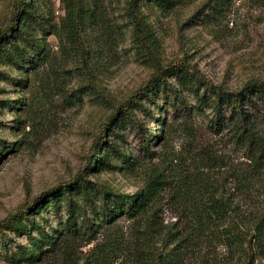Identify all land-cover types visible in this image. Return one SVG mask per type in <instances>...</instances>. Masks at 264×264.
Returning a JSON list of instances; mask_svg holds the SVG:
<instances>
[{"label": "rangeland", "instance_id": "rangeland-1", "mask_svg": "<svg viewBox=\"0 0 264 264\" xmlns=\"http://www.w3.org/2000/svg\"><path fill=\"white\" fill-rule=\"evenodd\" d=\"M13 4L0 0V30ZM21 21L25 34L0 49V264H264V174L237 190L230 174L248 162L206 128L215 97L205 86L171 78L192 119L160 91L135 107L142 129L123 115L107 130V154L99 143L112 111L158 66L183 62L228 90L264 78V0H27ZM141 131L161 135L149 151ZM79 171L90 183L72 200L31 208ZM157 172L148 210L122 213ZM220 196L231 206L211 210ZM237 210L249 216L242 233Z\"/></svg>", "mask_w": 264, "mask_h": 264}, {"label": "trees", "instance_id": "trees-1", "mask_svg": "<svg viewBox=\"0 0 264 264\" xmlns=\"http://www.w3.org/2000/svg\"><path fill=\"white\" fill-rule=\"evenodd\" d=\"M134 4L138 0H131ZM225 1V0H223ZM27 0H14L12 16L6 27L0 30V49L3 43L7 40H14L19 34H25L22 28L21 19L26 12ZM174 78L179 83H186L189 81L194 84L203 85L206 87V91H210L215 97V103L212 104L214 108L213 116L207 121L206 128L208 131L213 133L219 138L217 144L225 143L233 145L236 151L243 154L246 158L248 165L244 170H235L230 174L231 178L237 183V190L247 191L243 185H249L256 176L264 174V78L248 81L238 90H228L223 88L221 85L214 84L205 76L195 70L194 67L186 65L183 62L170 64L165 67L158 66L152 73L150 78L143 83L140 88L134 92L127 99L122 101L109 115L108 126H103L101 134L99 136V143L105 145V153L107 154L109 149V139L107 130L111 129L120 119L121 116H128L137 129H142L143 124L140 121L139 116L135 112V107L142 104L144 98L151 97L152 94H156L160 91L170 94L174 102H178L179 106L184 109V115L186 120L193 118V110L188 108L180 90L171 80ZM207 98L205 93L204 96L200 97L201 102H204V98ZM206 106L208 103H205ZM141 135V141L144 143L143 147L146 151L151 150L150 145L153 142V138L159 140L161 135L151 134L150 136L145 135L144 131L139 132ZM205 142V147H208V143ZM151 153V152H150ZM148 153V154H150ZM204 159L208 162L213 163L215 166L222 168L223 159L220 155H214L208 149L201 152ZM100 156V155H99ZM221 159V161H219ZM102 158L98 159L101 162ZM219 161V164H215ZM233 176V177H232ZM160 173L152 175L145 187L140 189L134 194L132 200L125 197L122 205L119 206V210L122 213H126L130 217H137L140 214L146 212L154 200L155 194L161 184ZM90 183L88 177L79 171L73 178L66 182H62L45 192L41 193L34 200L32 209L36 207V203L44 199L54 200L56 197L64 193L69 199L73 198V190L77 187H85L86 184ZM165 184H168L165 181ZM92 185L99 191L105 192V189L98 183H92ZM167 185L162 186L163 188ZM211 210L224 211L230 207L231 202L229 197L224 198L223 196L212 199L209 203ZM29 209V210H32ZM30 211L25 208L20 209V213L27 216ZM243 212V211H242ZM240 210H237L234 227L242 233L240 228V221L248 218L249 216L244 215ZM107 215H110L108 212ZM16 216H8L1 221V224H9L14 220ZM264 224V215L260 216L256 222V229L260 228V225Z\"/></svg>", "mask_w": 264, "mask_h": 264}]
</instances>
